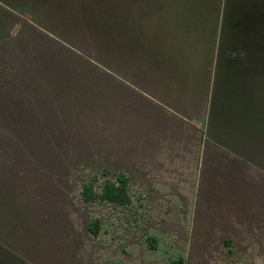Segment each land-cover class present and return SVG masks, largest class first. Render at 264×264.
Masks as SVG:
<instances>
[{
  "label": "crops",
  "instance_id": "obj_1",
  "mask_svg": "<svg viewBox=\"0 0 264 264\" xmlns=\"http://www.w3.org/2000/svg\"><path fill=\"white\" fill-rule=\"evenodd\" d=\"M12 56L48 78L31 105L4 100L9 151L86 168L69 132L127 96L140 231L183 243L195 215L207 248L228 249L213 258L264 247V0H0V65Z\"/></svg>",
  "mask_w": 264,
  "mask_h": 264
},
{
  "label": "rangeland",
  "instance_id": "obj_2",
  "mask_svg": "<svg viewBox=\"0 0 264 264\" xmlns=\"http://www.w3.org/2000/svg\"><path fill=\"white\" fill-rule=\"evenodd\" d=\"M38 59L44 63L43 57ZM1 60L5 65H0V117L9 112L5 99L22 98L31 105L37 89L29 87L36 81L42 86L48 78L34 72L36 58ZM126 98L109 99L98 107L107 116L82 120L83 125L77 123L69 132L70 139L83 138L77 141L76 153L79 162H90L86 168H56L52 153L32 147L24 152L14 138L11 145L19 148L9 151V138L0 136V264H264V247L253 249L251 259L213 258L217 253L227 256L228 249L207 248L202 240L211 237L205 231L210 228L195 215L189 217L183 243L169 240L170 234L142 232L135 225V117L124 119L135 112V103ZM83 105L77 106L82 112ZM13 107L18 110L19 105ZM120 174L127 179V203L83 200L84 186L101 195L105 183L118 185Z\"/></svg>",
  "mask_w": 264,
  "mask_h": 264
},
{
  "label": "trees",
  "instance_id": "obj_3",
  "mask_svg": "<svg viewBox=\"0 0 264 264\" xmlns=\"http://www.w3.org/2000/svg\"><path fill=\"white\" fill-rule=\"evenodd\" d=\"M118 185L112 182H107L104 184L103 191L101 195H97L88 186L83 187L82 197L85 202L93 199H101L110 203L125 204L129 201L126 193V183L127 179L123 174L117 177ZM94 231L92 230V233Z\"/></svg>",
  "mask_w": 264,
  "mask_h": 264
}]
</instances>
